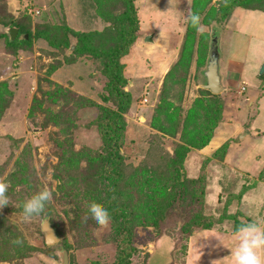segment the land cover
Listing matches in <instances>:
<instances>
[{"label":"rangeland","instance_id":"rangeland-1","mask_svg":"<svg viewBox=\"0 0 264 264\" xmlns=\"http://www.w3.org/2000/svg\"><path fill=\"white\" fill-rule=\"evenodd\" d=\"M91 1L0 0V16L6 10L16 15L27 8L28 14L19 20L32 30L41 23L62 19L76 30L102 29L108 22L100 18L88 20L91 9L86 3ZM191 2H134L139 29L136 41L122 58L123 74L129 81L124 90L130 92L132 102L124 114L121 151L125 162L133 166L156 160L154 151H148L152 147L159 148L157 156L177 155L176 151L189 144L183 134L193 132L194 125H187L184 130L183 121L196 99L203 106L218 109L219 121L212 135L218 128L225 129V135H216V143H212L215 146L189 147L183 160L184 175L200 181L184 186L174 196L157 222L159 232L152 226L136 228L133 264H231V249L240 227L235 218L264 226V181L259 179L264 174V78L260 77L263 73L257 74L264 62V10L238 6L226 20L200 24L190 60L180 61ZM222 2L207 0L216 12ZM2 27L0 24L1 35ZM200 32L207 34L208 42L205 60L198 66ZM1 35L0 104L4 109L0 114V181L8 184L9 204L0 208V251L7 244L11 246L8 251H16L12 241L19 235L26 245L44 248L40 224L45 215L23 221L20 204L47 188L52 197L45 205L49 213L46 216L55 225L59 238L64 237L71 246L68 264H95L91 262L94 260H98L96 264H112L115 242L109 225L101 227L92 221L81 184L74 185L59 174L63 160L71 152L100 145L95 123L97 108L82 105L79 97L102 104L98 93L105 78L83 56L50 71L54 62L39 53L38 45L13 55ZM150 35L152 42L145 41ZM212 35L217 37L222 76L223 89L218 94L201 86ZM230 57L235 59L229 61ZM4 81L14 85L10 96L3 93ZM163 90L164 99L170 104L168 111L178 112L177 127L166 114L157 113ZM34 98L39 100L40 108H30ZM224 142V152L214 156ZM18 166L23 168L20 172L24 176H10L18 171ZM101 194L97 190L96 195ZM55 245L51 249L53 255L42 251L27 255L24 250L25 256L11 262L2 260L1 253L0 264H59L61 252L66 250Z\"/></svg>","mask_w":264,"mask_h":264},{"label":"trees","instance_id":"trees-1","mask_svg":"<svg viewBox=\"0 0 264 264\" xmlns=\"http://www.w3.org/2000/svg\"><path fill=\"white\" fill-rule=\"evenodd\" d=\"M135 1L92 0L89 3L84 2L88 5V9H91L90 16L88 15L89 21L100 18L108 22L102 29L76 30L62 19L54 23H41L32 30L19 20L20 16L28 14L27 8L21 9L16 15L6 10L0 16L2 26L18 29L17 35L12 41L8 40L6 34H0L4 37L6 49L11 54L16 55L18 51L31 50L33 45H38L39 53L52 58L54 62V65L50 66V71L58 68L62 63L69 64L83 56L90 59L95 71L105 78L101 91L98 93L102 104L84 96L79 97L82 105L97 108L98 115L95 123L100 136V145L96 149L84 148L71 152L68 159L63 160L64 167L59 170V174L61 173L64 180L67 179L74 185L81 184L87 210L91 202L107 209L110 217L107 224L110 227L111 238L115 242V258L112 264H133L132 258L137 252L134 241L136 228L143 225L145 227L152 226L155 232H159L157 222L163 217L165 208L172 203L174 196L184 186L191 187L192 184L199 183L198 178L193 179L184 175V156L189 151V147L202 149L208 144L219 121L218 109L213 110L208 106H203L202 101L196 99L194 106L187 110L183 121L184 130L187 125H194L193 132H188V135L183 134L189 144L176 151L177 155L170 157L165 153L164 156H157L159 148L153 150L152 147L148 151L149 153L154 151L155 157H158L156 160L152 162L144 160L137 166L125 162L126 156L121 151L126 126L124 114L131 105L132 97L130 92L124 90L129 81L123 74L122 58L127 55L137 39L139 20ZM238 6L244 9L263 11L264 0H223L217 12L208 6L207 0H192L189 13L198 15L200 19L196 26L186 22L179 60H190L195 34L200 24L209 25L212 20H226L233 8ZM71 38L74 40L71 41ZM207 42V34L200 32L197 46L198 66L205 60ZM71 45H73L72 49H70ZM69 49L71 52H67ZM260 77L264 78V72ZM2 84H5L3 93L10 96L13 93L14 85L5 81ZM164 94H166L165 90L160 94L157 113L166 114L172 119L173 127H177L180 121L178 112L168 111L170 104L164 99ZM3 99L4 97H2ZM37 107L40 108L39 100L34 98L30 108ZM3 109V105L0 104V114ZM200 110L203 111L202 114H199ZM201 115L203 116L201 117ZM196 121L198 122L195 125ZM197 134L199 136L195 137ZM226 144L224 142L214 152V156L217 153H223ZM22 169L18 166V171L14 170L15 172L10 176L22 178L23 174L20 172ZM259 179L264 181L263 173ZM97 190H101L100 196L96 195ZM44 215H49L46 207L40 216ZM82 221L85 222V219ZM235 221L240 226L246 224L239 221L238 218H235ZM50 222L52 223V221ZM53 227L56 228L55 225ZM185 231L187 228L184 229ZM57 235L59 237L58 232ZM17 238L21 240L19 244L21 247L16 245V251L11 252L8 251L11 246L4 245L0 251L2 260L11 262L13 259H21L26 254L23 253L24 250H27V255L33 251H42L53 255L52 246L44 245V248L39 249L26 245L20 235ZM61 238L56 245H60L62 250L69 252L71 246L64 237ZM14 255L17 256L14 257ZM91 262L96 264L98 260Z\"/></svg>","mask_w":264,"mask_h":264},{"label":"clouds","instance_id":"clouds-1","mask_svg":"<svg viewBox=\"0 0 264 264\" xmlns=\"http://www.w3.org/2000/svg\"><path fill=\"white\" fill-rule=\"evenodd\" d=\"M199 16L189 13L186 17L188 23L196 26L199 23ZM8 184L0 181V208L8 205ZM52 193L47 188H42L30 195L21 202L22 220L29 221L33 217L40 216L45 209V205L50 201ZM88 214L92 221L98 226H106L110 217L107 209L91 202L88 205ZM47 220L44 219L43 225L46 230ZM235 247L231 249V264H264V226L257 222H249L236 229ZM19 245V238L12 241Z\"/></svg>","mask_w":264,"mask_h":264},{"label":"water","instance_id":"water-1","mask_svg":"<svg viewBox=\"0 0 264 264\" xmlns=\"http://www.w3.org/2000/svg\"><path fill=\"white\" fill-rule=\"evenodd\" d=\"M2 32L7 35L8 40L12 41L17 35L18 29L16 27H2ZM145 41L152 42V36H148ZM264 72V62L260 65L258 75ZM204 83L202 88L209 90L213 94H218L222 89L221 76L219 73V53L217 47V38L212 35L207 54L205 69L202 71ZM44 219L47 220L46 230L43 225ZM40 230L43 235V241L46 246H53L59 242V237L49 217L45 216L40 224ZM59 264H68L67 252H61V262Z\"/></svg>","mask_w":264,"mask_h":264},{"label":"crops","instance_id":"crops-1","mask_svg":"<svg viewBox=\"0 0 264 264\" xmlns=\"http://www.w3.org/2000/svg\"><path fill=\"white\" fill-rule=\"evenodd\" d=\"M239 49H242V46H240ZM231 57H232V55H231ZM231 57H230L229 61H233V60L235 59V58H234V59L232 60ZM261 64H262V62H261ZM261 64H260V65H261ZM259 67H260V66H259ZM258 69H259V68H258ZM219 73H220V76H221V67H220V63H219ZM257 74H258V71H257ZM221 80H222V76H221ZM262 83H264V82H262ZM218 129H219V130H217V131L215 132L216 134L214 133L215 135H212V137H211V139H210V141L208 142L207 145H209V146H213L214 144H212V143H216V141H215V137H216V135H217V136H223V135H225V133H224V131H223V130H225V129H222V130H221V128H218ZM221 131H223V133H222ZM214 146H215V145H214ZM203 148H204V147H203ZM203 148H202V149H203Z\"/></svg>","mask_w":264,"mask_h":264}]
</instances>
